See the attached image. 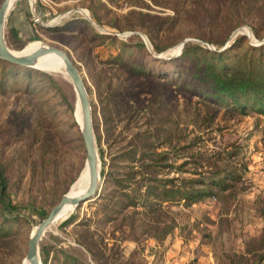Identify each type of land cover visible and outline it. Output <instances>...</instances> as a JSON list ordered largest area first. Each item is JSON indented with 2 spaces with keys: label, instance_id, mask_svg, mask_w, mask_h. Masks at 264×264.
Instances as JSON below:
<instances>
[{
  "label": "rangeland",
  "instance_id": "obj_1",
  "mask_svg": "<svg viewBox=\"0 0 264 264\" xmlns=\"http://www.w3.org/2000/svg\"><path fill=\"white\" fill-rule=\"evenodd\" d=\"M237 24L226 44L238 35L261 44L264 0H13L7 46L22 51L40 41L70 54L91 100L98 152L103 148L107 161L97 196L42 235V264H264V115L215 105L209 111L199 97L166 92L162 80L132 76L115 59L123 51L120 41L142 40L162 59L179 56L190 42L215 49L202 38L223 40ZM152 43L164 49L155 52ZM0 59V160L16 205L7 216L19 217L10 225L12 236L0 242V264H24L30 236L88 170L86 148L74 115L79 97L65 66L19 67ZM161 89L170 108L161 104ZM215 108L218 116L204 122ZM133 144L170 148V162L189 163L185 172L160 173L173 178L172 197L151 196L147 207L117 211L108 194L117 189L112 177L128 180L132 171L115 158ZM223 167L241 179L195 203L183 198L184 178L213 176ZM126 184L132 196H141L134 182Z\"/></svg>",
  "mask_w": 264,
  "mask_h": 264
},
{
  "label": "trees",
  "instance_id": "obj_2",
  "mask_svg": "<svg viewBox=\"0 0 264 264\" xmlns=\"http://www.w3.org/2000/svg\"><path fill=\"white\" fill-rule=\"evenodd\" d=\"M242 21L248 22L246 19ZM239 25H233L223 40H216L212 37L202 38L204 41L211 42L215 49L201 42H190L185 44L179 56L162 59L155 57L146 42L142 40H138V42L120 41V48L123 51L115 56V59L120 61L121 66L132 76L145 75L162 80L161 88H167L166 92L168 89H177L199 97L209 111L214 109L212 107L220 106L240 114L255 111L264 115V41L262 40L261 44L256 45L251 43L246 35H238L233 38L232 42L226 44L231 32ZM250 25L259 37L258 30L253 24ZM153 47L155 52L164 49L157 43L153 44ZM238 49H242V52L238 53ZM127 50H130L128 56L125 55ZM132 52L133 54H131ZM0 61L2 60L0 59ZM4 63L7 62L4 61ZM15 65L24 67L19 64ZM159 93H163L162 96L166 98L162 100L161 104L170 108L169 101L162 89ZM218 113L216 108L213 114L207 112L203 116L204 122L212 123ZM198 116H202L200 111ZM100 137L98 135L97 139L99 140ZM133 145L132 148L115 158L125 162V164L119 165L130 168L132 171L129 172L128 180L119 176L112 177L117 189L108 192V194L113 197L111 201H114V204L118 206L119 210L117 211L130 206L147 207L151 196L172 197L174 188L170 186V183L173 182V178H163L159 175L165 169L174 167L185 172L186 170L183 168L189 163L174 164L170 162V148L159 152L139 144ZM99 154L103 166L101 174L105 176L107 161L103 148H99ZM240 179L241 175L235 172L232 167L217 168L213 176L184 178L182 181L184 183L183 198L188 202L195 203L214 195L216 188L228 189L231 183ZM126 182H134L135 189L141 190V196H132L128 190L130 189L129 184ZM8 184L6 165L0 160V242L8 239L15 232L10 225L13 222L19 223L18 216L14 218L7 216L12 214L16 207L10 198ZM144 188L145 191L142 192ZM175 191L179 192V190ZM119 196L123 198H117ZM71 261L76 264L74 259Z\"/></svg>",
  "mask_w": 264,
  "mask_h": 264
},
{
  "label": "water",
  "instance_id": "obj_3",
  "mask_svg": "<svg viewBox=\"0 0 264 264\" xmlns=\"http://www.w3.org/2000/svg\"><path fill=\"white\" fill-rule=\"evenodd\" d=\"M9 6L10 0H3L0 6V57L14 64L32 67L38 58L46 53L54 52L60 55L66 64V71L79 93L84 117V129L82 134L86 148V165L88 167L91 184L87 192L83 195L71 197L68 193L64 194L59 203L52 208L48 216L37 226L34 234L30 236L28 250L25 257L31 264H42L39 248V242L42 235L66 204L73 203L79 206L81 203L91 200L97 196V191L100 187L101 161L96 145L92 104L80 70L66 50L51 44L40 47L32 54L26 56H17L13 54L11 49L7 46L4 36V28ZM182 47H184V45H182Z\"/></svg>",
  "mask_w": 264,
  "mask_h": 264
},
{
  "label": "bare ground",
  "instance_id": "obj_4",
  "mask_svg": "<svg viewBox=\"0 0 264 264\" xmlns=\"http://www.w3.org/2000/svg\"><path fill=\"white\" fill-rule=\"evenodd\" d=\"M12 2H13V0H10V6H11ZM43 46H47V44L42 43L40 41H34V42H31L28 46H26V48L23 49L22 51H12V50L11 51L13 54H15L17 56H26V55L32 54L38 48L43 47ZM57 63L63 64L66 68V64H65L63 58L60 55H58L57 53L52 52V53H46V54L40 56L38 58V60L36 61V63L32 67L38 68V69L39 68L49 69V68H52L53 66H55ZM76 91H77V89H76ZM77 94L79 97L78 91H77ZM78 99H79V103H77L74 115H75V120L80 127V130L83 131V129H84V117H83L82 107H81V103H80V97ZM90 184H91V180H90L89 172L86 169L84 171V173L82 174V176L80 177V179L78 180V182L69 191L68 195L71 197L83 195L89 189ZM77 206L78 205H75L73 203L66 204L62 208V210L59 212V214L56 216V218L53 220V223L58 218L61 219V218L66 217L67 215H69L73 210H75V208ZM24 264H31V263L26 258V261Z\"/></svg>",
  "mask_w": 264,
  "mask_h": 264
},
{
  "label": "built area",
  "instance_id": "obj_5",
  "mask_svg": "<svg viewBox=\"0 0 264 264\" xmlns=\"http://www.w3.org/2000/svg\"><path fill=\"white\" fill-rule=\"evenodd\" d=\"M83 11H85V10H83ZM81 13H83V14L86 15V16H89V13H88V12H85V13H86V14H85L84 12L81 11Z\"/></svg>",
  "mask_w": 264,
  "mask_h": 264
}]
</instances>
